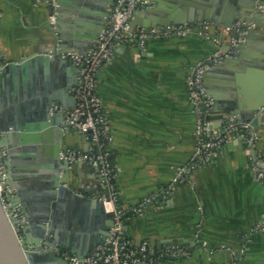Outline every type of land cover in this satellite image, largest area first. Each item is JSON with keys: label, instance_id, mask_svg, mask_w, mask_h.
Here are the masks:
<instances>
[{"label": "crops", "instance_id": "crops-1", "mask_svg": "<svg viewBox=\"0 0 264 264\" xmlns=\"http://www.w3.org/2000/svg\"><path fill=\"white\" fill-rule=\"evenodd\" d=\"M150 1L155 11H170L184 23L204 21L208 14L216 17L217 8L224 12L233 4L232 0ZM53 13H57L53 0H0V68L51 49ZM155 16L150 10H137L133 19L140 27ZM78 17L75 21L66 13L64 29L69 35L75 23L70 36L83 39L90 20ZM214 38L196 30L180 37L152 38L144 46L123 42L97 76L95 92L107 114L108 147L116 167L117 205L129 212L124 234L135 246L148 242L162 264H264V230L253 231L264 218V180L254 172L255 158L243 140L234 137L221 146L212 162L191 166L198 147L197 112L187 81L192 69L217 51ZM245 43L243 57L228 59L208 75L206 84L214 94L222 91L234 100L235 87L241 89L243 77L250 86L264 85V27ZM55 67L51 65L48 78L54 84ZM33 82L29 76L3 78L0 111L12 103L11 95H26L25 86ZM225 114L214 110L209 115L215 128ZM255 129L257 151L264 154V117ZM89 142L80 136L72 147L88 150ZM180 169L185 170V180L174 185ZM73 177L85 195L105 191L99 170L86 162L78 165ZM153 194L156 198L147 201Z\"/></svg>", "mask_w": 264, "mask_h": 264}, {"label": "water", "instance_id": "water-1", "mask_svg": "<svg viewBox=\"0 0 264 264\" xmlns=\"http://www.w3.org/2000/svg\"><path fill=\"white\" fill-rule=\"evenodd\" d=\"M232 1L227 11L217 8L214 11L216 17L208 14L203 19H215L226 26H232L236 20L253 24L254 28L247 39L252 33H260L264 27V0ZM115 2L56 0L57 28L50 23L54 34L51 49L29 54L23 60L11 61L0 68V91L3 90V78H34L33 83L25 86L26 95H11L12 103L0 111V147L8 153L7 184L15 190L11 201L26 217V223L18 232L17 218L8 216L0 199V264H70L57 253L58 248L69 249L82 259L93 253L97 246L108 245L116 213L107 210L105 205V199L109 200L106 186L101 193H91L90 196L83 194V188L73 177L82 162L68 163L60 154L76 145L80 136L88 138L86 133L73 129L67 121V109H73L77 101L74 88L84 84L81 77L83 66L76 64L74 57L67 53L77 51L87 54L91 50L106 26ZM83 5L87 8H82ZM142 10L156 14L153 22L143 25L147 29L156 25L184 24L174 18L170 11H155L151 1ZM68 12L75 21L79 18L78 14L89 17L90 30L83 32L85 38L70 36L74 34L72 29L75 23L71 24V31L67 35L63 17ZM225 12H228V16L224 15ZM131 26L136 30L139 24L132 19ZM245 48L246 43L243 42L240 57L244 56ZM52 64H56L55 84L48 81ZM226 64L227 61L209 69L204 76V86L207 94L213 97L215 110L220 102L208 88L206 79L210 72L220 70ZM45 76L47 81L41 78ZM235 90L232 103L235 100L237 103L223 119L236 115L242 122L256 128L264 117V85L261 87L260 101L253 105L238 102L242 91L237 87ZM55 101L60 102L63 108L53 114L51 108ZM206 119L211 121V116ZM212 128H215L214 125ZM260 165L264 167V162H260ZM31 234L35 238L32 239Z\"/></svg>", "mask_w": 264, "mask_h": 264}, {"label": "built area", "instance_id": "built-area-1", "mask_svg": "<svg viewBox=\"0 0 264 264\" xmlns=\"http://www.w3.org/2000/svg\"><path fill=\"white\" fill-rule=\"evenodd\" d=\"M55 3L56 0H53ZM150 0H116L111 8V13L94 46L87 54L77 51H69L67 55L73 56L76 64L82 65L81 77L84 84L74 88L77 97L76 105L73 109H67V121L72 128L86 133L90 140L88 150L70 147L61 152V158L71 164L86 162L97 168L102 177L103 183L108 191L109 200L105 199L107 210L115 211V225L111 228V235L108 237V245H99L95 251L80 259L70 250L58 248L57 253L68 260L70 264H162L160 256L153 252L148 242H143L140 246H135L130 240L125 238L123 224L129 217V212L117 205L119 192L116 186L115 170L112 162V152L108 147L110 135L107 129V114L102 107V103L95 92L98 72L102 64L111 58L117 45L133 41L140 46L152 38H165L172 36H185L189 32L200 30V27L188 26L186 28L175 24L156 25L150 28L143 26L136 30L132 29L131 20L137 10L145 9L149 6ZM53 26L56 25V16L53 13L50 17ZM208 23V22H205ZM244 22L237 21L228 27V31L237 32L241 42L246 33ZM191 27V28H189ZM233 37V45L239 42ZM235 41L237 43H235ZM222 48L199 63L192 69L187 85L196 105L197 121L195 136L198 139L196 153L191 159V166L197 167L207 165L214 159L217 151L227 141L239 136L244 143L248 154L254 156L253 169L257 177L264 180V167L260 162H264V154L257 151L259 135L250 123L242 122L236 115H231L222 120L217 128H212V121L206 119L212 113V104L204 88L205 71L218 64L222 57ZM63 108L60 102H53L51 112L55 113ZM8 153L5 148L0 147V199L8 216L17 218L16 228L21 232L26 223V217L22 214L18 206H13L11 198L14 196V189L7 184L6 159ZM184 169L178 170L173 178V184L182 183L185 180ZM164 192V190H163ZM156 194L151 195L147 201L154 200ZM136 209L135 211H139ZM264 230V218L257 223L253 231Z\"/></svg>", "mask_w": 264, "mask_h": 264}, {"label": "rangeland", "instance_id": "rangeland-1", "mask_svg": "<svg viewBox=\"0 0 264 264\" xmlns=\"http://www.w3.org/2000/svg\"><path fill=\"white\" fill-rule=\"evenodd\" d=\"M260 8H261V6H260ZM237 21L244 22L242 20H236L233 22V24ZM205 22H208V23H205ZM244 23L247 24L246 30H245L246 33L244 34V38L242 39L241 42L238 41V38L240 35L237 32L231 33L230 31H228L229 26H226L223 23L215 22L213 20H207L206 19L204 21L190 22V23H184V24H175V26H177V27L182 26V27L186 28L188 26H196L197 25V27H200V30L198 31L199 33L206 35V36H208L210 34L211 36L215 37L214 39L216 41L217 47H221L223 50L222 51V57H221V60H218V61H220L218 64L208 68L205 71V74H206V72L209 69L225 63L228 59H232V58L234 59V58L240 57V54H241L240 46L243 42H245L247 40L246 37H247V35H249L250 30H253V28H254L253 24H248L246 22H244ZM169 25H171V24H169ZM189 28H191V27H189ZM211 32H213V33H211ZM234 36L236 37L235 39L237 40V42H239V43H237L235 41V43L238 44L237 46L233 45L234 44L233 43V37ZM205 74H204V76H205ZM203 80H204V78H203ZM204 88H205V86H204ZM205 91H206V88H205ZM206 94H207V92H206ZM208 97L210 98V101L212 104V112H213L215 110L213 97L211 95H208Z\"/></svg>", "mask_w": 264, "mask_h": 264}, {"label": "bare ground", "instance_id": "bare-ground-1", "mask_svg": "<svg viewBox=\"0 0 264 264\" xmlns=\"http://www.w3.org/2000/svg\"><path fill=\"white\" fill-rule=\"evenodd\" d=\"M175 18V17H174ZM241 78V77H237ZM264 81H262L263 84ZM239 84H241V91L242 95L240 98H238L242 103H249L250 105H253L260 101L261 99V87H253L248 84V81L246 78L243 77L242 80L239 81ZM263 87V86H262ZM235 94V92H234ZM216 97L219 100V107L217 108V111H224L227 112L229 110H233L235 107V104L237 103V100L232 103V99L222 93V91L215 92ZM226 96V97H225ZM229 105V106H228Z\"/></svg>", "mask_w": 264, "mask_h": 264}, {"label": "trees", "instance_id": "trees-1", "mask_svg": "<svg viewBox=\"0 0 264 264\" xmlns=\"http://www.w3.org/2000/svg\"><path fill=\"white\" fill-rule=\"evenodd\" d=\"M111 159H112V162L114 163V161H113V156L111 155ZM115 165V164H114ZM115 174H116V170H115ZM118 202H119V200L117 201V204H118ZM125 238L126 239H128L126 236H125ZM129 240V239H128ZM157 254V253H156ZM164 258H166V257H164ZM164 258H163V260H164ZM165 261V260H164Z\"/></svg>", "mask_w": 264, "mask_h": 264}]
</instances>
